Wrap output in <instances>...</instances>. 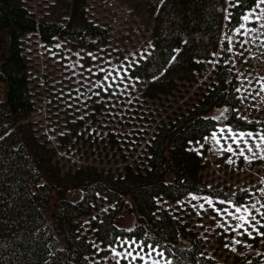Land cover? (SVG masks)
Here are the masks:
<instances>
[{
	"label": "rangeland",
	"instance_id": "374dc122",
	"mask_svg": "<svg viewBox=\"0 0 264 264\" xmlns=\"http://www.w3.org/2000/svg\"><path fill=\"white\" fill-rule=\"evenodd\" d=\"M65 1L23 0L39 19L64 16ZM165 1L86 0V19L108 33L107 42L96 48L59 35L44 41L37 30L23 34L34 102L27 121L32 133L52 147L64 177L87 168L114 177L126 167L144 170L157 127L192 106L214 81L219 64H225L235 73V112L242 122L219 123L190 143L201 158V179L216 193L187 192L178 198L159 194L154 211L169 213L216 262L264 264V3L254 0L232 25L233 7L241 0H208L221 20L216 36L200 41V51L208 54L200 59L202 68L190 78L174 76L168 92H155L150 82L163 78L165 68H149L146 75L132 70L155 55L156 40L168 30ZM223 110L216 108L212 114L220 116ZM79 195L78 189L67 190L69 197ZM129 206L127 195L98 190L89 212L75 216L78 233L91 245L87 264H178L164 248L133 234L110 243L96 237L94 221L109 213L118 227L131 229L136 213Z\"/></svg>",
	"mask_w": 264,
	"mask_h": 264
},
{
	"label": "trees",
	"instance_id": "16d2710c",
	"mask_svg": "<svg viewBox=\"0 0 264 264\" xmlns=\"http://www.w3.org/2000/svg\"><path fill=\"white\" fill-rule=\"evenodd\" d=\"M85 1L67 0L64 16L39 19L23 0H0V264H87L91 245L78 233L74 218L89 212L98 190L127 195V210L136 213L129 230L118 227L110 213L95 220V235L102 243L133 234L158 244L178 264H221L202 252L199 241L181 223L169 213L157 215L154 207L159 194L178 198L187 192L216 193L201 179V158L190 143L219 123L240 126L242 122L235 112V73L225 64H219L214 81L192 106L157 127L144 170L126 167L114 177L87 168L64 177L52 147L32 133L27 117L34 102L28 91L22 36L37 30L44 41L59 35L76 45L105 44L107 30L86 19ZM253 2L241 0L233 7L232 25ZM163 11L168 30L156 40L155 55L142 59L132 70L146 75L149 68H165L163 78L150 82L155 92H168L174 76L190 78L202 68L200 59L208 54L200 51V41L214 38L221 20L219 10L208 0H166ZM219 107L224 110L216 117L212 112ZM70 188L78 189L80 195L67 196Z\"/></svg>",
	"mask_w": 264,
	"mask_h": 264
},
{
	"label": "snow or ice",
	"instance_id": "6c2138e0",
	"mask_svg": "<svg viewBox=\"0 0 264 264\" xmlns=\"http://www.w3.org/2000/svg\"><path fill=\"white\" fill-rule=\"evenodd\" d=\"M261 3H264V0H261ZM245 19H247V17H245ZM105 79H107V77H105ZM243 135H244V134H241V136H243ZM248 135H251V134H248ZM228 151H231V148H230V147H229ZM242 153H243V149H241V154H242ZM208 203H209V204H212L213 201H212V200H209ZM219 203H220V204H224L225 201H219ZM200 207L203 208L204 205L201 204ZM223 211H227V209H224ZM235 211H236V212H240V211H241V207H240V206H237V207L235 208ZM241 227H243V225H241Z\"/></svg>",
	"mask_w": 264,
	"mask_h": 264
}]
</instances>
